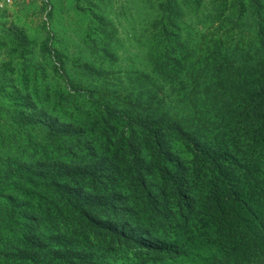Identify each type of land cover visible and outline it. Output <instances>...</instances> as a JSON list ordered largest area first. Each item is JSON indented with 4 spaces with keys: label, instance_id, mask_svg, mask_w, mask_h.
Instances as JSON below:
<instances>
[{
    "label": "rangeland",
    "instance_id": "rangeland-1",
    "mask_svg": "<svg viewBox=\"0 0 264 264\" xmlns=\"http://www.w3.org/2000/svg\"><path fill=\"white\" fill-rule=\"evenodd\" d=\"M263 45L264 0H15L0 7V182L7 186L20 171L52 172L59 161L90 166L86 148L99 151L108 139L113 196L140 203L144 191L131 180L139 129L170 124L200 148L228 147L246 161L252 179L246 183L240 171L235 178L264 221V155L248 146L263 106ZM177 152L193 160L189 147ZM189 169L202 185L200 166ZM37 191L35 199L47 197ZM5 206L0 200V234L6 228L9 238ZM141 207V217L156 213ZM196 211L167 233L139 224L156 241L130 230L133 240L116 242L113 256L99 252L103 264H264V234L252 222L234 244ZM130 223L125 216L123 227ZM165 243L178 254L169 256Z\"/></svg>",
    "mask_w": 264,
    "mask_h": 264
},
{
    "label": "trees",
    "instance_id": "trees-1",
    "mask_svg": "<svg viewBox=\"0 0 264 264\" xmlns=\"http://www.w3.org/2000/svg\"><path fill=\"white\" fill-rule=\"evenodd\" d=\"M258 93L263 106L256 114L257 125L247 145L264 155V73ZM149 125L139 129L135 158L139 168L138 172L131 169L135 173L133 184L144 191L140 203L132 200L123 204L121 195L120 199L114 198L115 186L110 189L107 178L108 139L99 151L86 148L85 158L90 166L69 169L59 161L52 172L20 171L7 186L0 182V200L5 207L10 204L3 216L13 224L11 237H5L6 228L0 234V264H103L99 252L107 250L105 255L113 256L116 242L133 240L130 230L134 236L139 232L147 240L156 241L152 231L139 230V224H147L153 230L159 224L167 233L173 227L179 229L180 219L197 214V208L201 216L223 231L229 243L244 240L246 235L241 230L249 228L248 222L253 223L259 237L264 234V221L254 214L243 197V184L235 178L240 171L246 183L252 179L246 161L242 162L237 152L228 147L200 148L196 139L180 127L175 129V125ZM176 143L179 149H191L194 156L190 163L174 148ZM127 148L131 151L130 146ZM119 154L126 163L125 152ZM191 164L202 170L204 183L200 186L193 184ZM40 188L47 196L44 201L34 198ZM174 201L178 204L175 209L162 206ZM138 206L156 213L141 217ZM125 216L131 218V223L123 227ZM164 245L163 250L172 252L169 256L178 254L176 247Z\"/></svg>",
    "mask_w": 264,
    "mask_h": 264
},
{
    "label": "built area",
    "instance_id": "built-area-1",
    "mask_svg": "<svg viewBox=\"0 0 264 264\" xmlns=\"http://www.w3.org/2000/svg\"><path fill=\"white\" fill-rule=\"evenodd\" d=\"M15 0H0V7L4 6H12L14 4Z\"/></svg>",
    "mask_w": 264,
    "mask_h": 264
}]
</instances>
